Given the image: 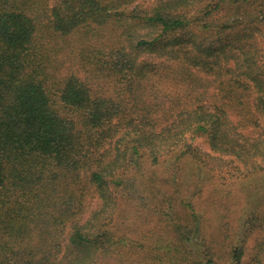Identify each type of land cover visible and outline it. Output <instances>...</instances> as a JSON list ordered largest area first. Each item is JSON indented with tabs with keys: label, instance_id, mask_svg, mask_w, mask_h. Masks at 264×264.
<instances>
[{
	"label": "trees",
	"instance_id": "obj_1",
	"mask_svg": "<svg viewBox=\"0 0 264 264\" xmlns=\"http://www.w3.org/2000/svg\"><path fill=\"white\" fill-rule=\"evenodd\" d=\"M261 178L264 0H0V264H264Z\"/></svg>",
	"mask_w": 264,
	"mask_h": 264
},
{
	"label": "rangeland",
	"instance_id": "obj_2",
	"mask_svg": "<svg viewBox=\"0 0 264 264\" xmlns=\"http://www.w3.org/2000/svg\"><path fill=\"white\" fill-rule=\"evenodd\" d=\"M205 147L207 148L208 146L205 145ZM159 173H160L161 175H163V172H162V171H159ZM258 182H260L261 185L264 184V178H261ZM253 243H254V240H251V246L254 245Z\"/></svg>",
	"mask_w": 264,
	"mask_h": 264
}]
</instances>
